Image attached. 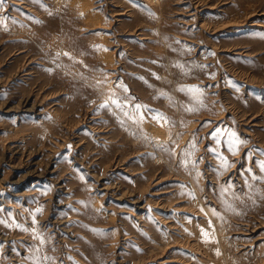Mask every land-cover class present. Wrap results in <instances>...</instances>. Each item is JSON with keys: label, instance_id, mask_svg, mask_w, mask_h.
I'll use <instances>...</instances> for the list:
<instances>
[{"label": "rangeland", "instance_id": "rangeland-1", "mask_svg": "<svg viewBox=\"0 0 264 264\" xmlns=\"http://www.w3.org/2000/svg\"><path fill=\"white\" fill-rule=\"evenodd\" d=\"M261 162L264 0H0V264H264Z\"/></svg>", "mask_w": 264, "mask_h": 264}, {"label": "snow or ice", "instance_id": "snow-or-ice-1", "mask_svg": "<svg viewBox=\"0 0 264 264\" xmlns=\"http://www.w3.org/2000/svg\"><path fill=\"white\" fill-rule=\"evenodd\" d=\"M260 167H261L262 170H264V162H261V163H260ZM205 235H206V234H205Z\"/></svg>", "mask_w": 264, "mask_h": 264}, {"label": "bare ground", "instance_id": "bare-ground-1", "mask_svg": "<svg viewBox=\"0 0 264 264\" xmlns=\"http://www.w3.org/2000/svg\"><path fill=\"white\" fill-rule=\"evenodd\" d=\"M254 25H256V24H254Z\"/></svg>", "mask_w": 264, "mask_h": 264}]
</instances>
